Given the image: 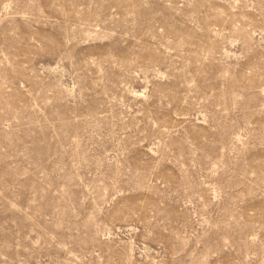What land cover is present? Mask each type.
<instances>
[{
    "label": "rangeland",
    "instance_id": "1",
    "mask_svg": "<svg viewBox=\"0 0 264 264\" xmlns=\"http://www.w3.org/2000/svg\"><path fill=\"white\" fill-rule=\"evenodd\" d=\"M0 264H264V0H0Z\"/></svg>",
    "mask_w": 264,
    "mask_h": 264
}]
</instances>
